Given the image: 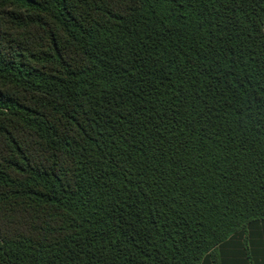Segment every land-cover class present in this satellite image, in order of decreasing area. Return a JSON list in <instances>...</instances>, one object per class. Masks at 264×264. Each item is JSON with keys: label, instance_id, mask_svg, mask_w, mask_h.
<instances>
[{"label": "trees", "instance_id": "trees-1", "mask_svg": "<svg viewBox=\"0 0 264 264\" xmlns=\"http://www.w3.org/2000/svg\"><path fill=\"white\" fill-rule=\"evenodd\" d=\"M263 244L264 0H0V264Z\"/></svg>", "mask_w": 264, "mask_h": 264}, {"label": "crops", "instance_id": "crops-1", "mask_svg": "<svg viewBox=\"0 0 264 264\" xmlns=\"http://www.w3.org/2000/svg\"><path fill=\"white\" fill-rule=\"evenodd\" d=\"M263 246H264V244H263ZM231 260H233V259H231ZM232 262H230V264H234V262L233 263ZM205 264H216V263L213 260H209V261L205 262Z\"/></svg>", "mask_w": 264, "mask_h": 264}]
</instances>
